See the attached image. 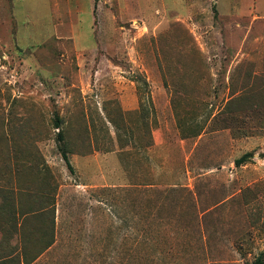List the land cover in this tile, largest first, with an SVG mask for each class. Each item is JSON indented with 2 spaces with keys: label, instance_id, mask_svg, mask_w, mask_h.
Returning a JSON list of instances; mask_svg holds the SVG:
<instances>
[{
  "label": "rangeland",
  "instance_id": "rangeland-1",
  "mask_svg": "<svg viewBox=\"0 0 264 264\" xmlns=\"http://www.w3.org/2000/svg\"><path fill=\"white\" fill-rule=\"evenodd\" d=\"M0 259L264 264V0H0Z\"/></svg>",
  "mask_w": 264,
  "mask_h": 264
},
{
  "label": "trees",
  "instance_id": "trees-1",
  "mask_svg": "<svg viewBox=\"0 0 264 264\" xmlns=\"http://www.w3.org/2000/svg\"><path fill=\"white\" fill-rule=\"evenodd\" d=\"M58 138H59V140H61V135H60V134H58ZM62 159H63V161L65 162L66 166H67L68 168H70V164H69V162H68V159H67L66 154H64V153L62 154ZM243 161H244V158L241 157V158L235 160V161H234V164H235L236 166H239V165H241V163H243Z\"/></svg>",
  "mask_w": 264,
  "mask_h": 264
},
{
  "label": "crops",
  "instance_id": "crops-1",
  "mask_svg": "<svg viewBox=\"0 0 264 264\" xmlns=\"http://www.w3.org/2000/svg\"><path fill=\"white\" fill-rule=\"evenodd\" d=\"M1 262H3V261H1V259H0V263H1Z\"/></svg>",
  "mask_w": 264,
  "mask_h": 264
}]
</instances>
